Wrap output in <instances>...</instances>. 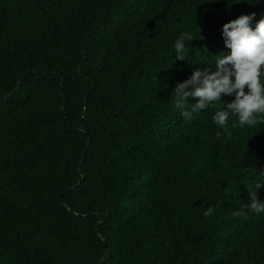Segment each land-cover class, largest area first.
Here are the masks:
<instances>
[{"label":"trees","instance_id":"obj_1","mask_svg":"<svg viewBox=\"0 0 264 264\" xmlns=\"http://www.w3.org/2000/svg\"><path fill=\"white\" fill-rule=\"evenodd\" d=\"M253 1L0 0V264H264L233 215L264 126L186 120L172 92Z\"/></svg>","mask_w":264,"mask_h":264},{"label":"clouds","instance_id":"obj_2","mask_svg":"<svg viewBox=\"0 0 264 264\" xmlns=\"http://www.w3.org/2000/svg\"><path fill=\"white\" fill-rule=\"evenodd\" d=\"M194 38L190 31L175 40V59L186 57L187 45ZM202 64L184 69V79L174 89L175 106L182 108L186 120H193L206 110L208 117L221 130L254 129L264 126V0L246 4L239 13L223 19L204 48ZM202 55V56H203ZM191 97V98H189ZM194 102L188 107L184 102ZM217 138L220 132L216 133ZM251 139V138H250ZM257 162H241L239 168L248 178L250 201L233 215L247 219L252 213L264 214V196L257 198V189L264 187V149ZM261 175L263 180L258 179ZM214 211L208 208L204 215ZM252 216V215H251ZM253 217V216H252ZM258 218L252 225L256 234L264 235ZM255 220V219H254Z\"/></svg>","mask_w":264,"mask_h":264}]
</instances>
